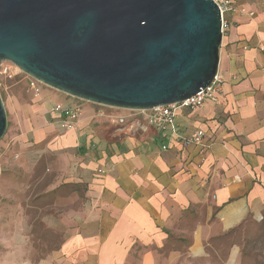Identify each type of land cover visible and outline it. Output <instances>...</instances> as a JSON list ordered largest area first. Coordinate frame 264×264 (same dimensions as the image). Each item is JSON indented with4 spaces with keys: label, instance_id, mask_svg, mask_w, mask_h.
<instances>
[{
    "label": "crops",
    "instance_id": "obj_1",
    "mask_svg": "<svg viewBox=\"0 0 264 264\" xmlns=\"http://www.w3.org/2000/svg\"><path fill=\"white\" fill-rule=\"evenodd\" d=\"M234 1L241 10L228 14L219 48L222 103L207 101L178 117L183 133H206L202 145L171 138L161 150L153 128L104 137L90 131L89 116L76 130H60L58 145L76 148L80 158L67 173L73 205L64 218L69 234L56 251L59 264H158L152 250L136 259L132 247L160 248L173 233L188 234L190 243L170 254L201 262L209 236L263 217L264 0Z\"/></svg>",
    "mask_w": 264,
    "mask_h": 264
},
{
    "label": "water",
    "instance_id": "obj_2",
    "mask_svg": "<svg viewBox=\"0 0 264 264\" xmlns=\"http://www.w3.org/2000/svg\"><path fill=\"white\" fill-rule=\"evenodd\" d=\"M220 28L213 0H0V63L83 101L148 110L209 85Z\"/></svg>",
    "mask_w": 264,
    "mask_h": 264
},
{
    "label": "rangeland",
    "instance_id": "obj_3",
    "mask_svg": "<svg viewBox=\"0 0 264 264\" xmlns=\"http://www.w3.org/2000/svg\"><path fill=\"white\" fill-rule=\"evenodd\" d=\"M27 76L9 61L0 63V96L6 112V130L0 138V264H59L56 251L69 234L64 218L73 205L74 185L67 173L80 155L76 148L58 145L62 132L50 123L47 111L57 100L76 99L43 83L32 91ZM79 103L94 133L108 138L118 133V139L122 131L136 129L132 124L118 127L92 118L88 107L97 106ZM35 128L40 129L39 136L33 135ZM77 194L76 203L82 199L80 190ZM189 243L188 234L173 233L160 248L136 242L131 254L137 259L144 250H152L158 264H264V213L228 233L209 236L201 262L170 254L183 251Z\"/></svg>",
    "mask_w": 264,
    "mask_h": 264
},
{
    "label": "built area",
    "instance_id": "obj_4",
    "mask_svg": "<svg viewBox=\"0 0 264 264\" xmlns=\"http://www.w3.org/2000/svg\"><path fill=\"white\" fill-rule=\"evenodd\" d=\"M213 1L220 9V29L223 36L230 27L228 14L237 13L241 9L234 0ZM39 83L35 78L27 76V86L30 90L37 92ZM207 101L217 105L222 103L221 80L217 73L208 86L202 88L189 98L172 104L155 106L148 110H131L94 103L90 104L97 106V108H93L92 117H99L112 125L123 127L132 124L141 130L153 128L160 135V149L166 150L169 147L171 138H177L185 146L203 144L206 133L201 129H197L190 134L183 133L179 128L178 117L181 110H196ZM82 115L83 110L78 102L63 101L52 106L49 112V120L59 130H76ZM107 171L108 169L105 168L97 170L98 173L103 175Z\"/></svg>",
    "mask_w": 264,
    "mask_h": 264
},
{
    "label": "trees",
    "instance_id": "obj_5",
    "mask_svg": "<svg viewBox=\"0 0 264 264\" xmlns=\"http://www.w3.org/2000/svg\"><path fill=\"white\" fill-rule=\"evenodd\" d=\"M232 231V230H231Z\"/></svg>",
    "mask_w": 264,
    "mask_h": 264
}]
</instances>
